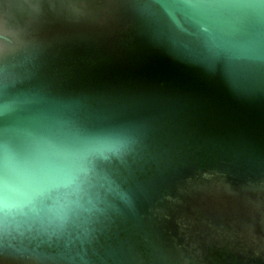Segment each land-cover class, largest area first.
I'll list each match as a JSON object with an SVG mask.
<instances>
[{"label": "water", "instance_id": "1", "mask_svg": "<svg viewBox=\"0 0 264 264\" xmlns=\"http://www.w3.org/2000/svg\"><path fill=\"white\" fill-rule=\"evenodd\" d=\"M0 264H264V0H0Z\"/></svg>", "mask_w": 264, "mask_h": 264}]
</instances>
